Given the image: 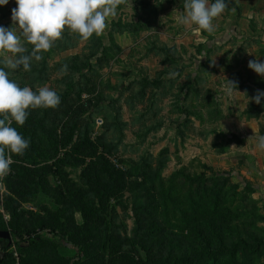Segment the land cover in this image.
I'll return each mask as SVG.
<instances>
[{"label": "rangeland", "instance_id": "rangeland-1", "mask_svg": "<svg viewBox=\"0 0 264 264\" xmlns=\"http://www.w3.org/2000/svg\"><path fill=\"white\" fill-rule=\"evenodd\" d=\"M187 1L0 0V78L12 99L23 88L34 119L0 121V228L22 237L15 244L11 234L6 264H130L127 255L149 264L203 246L224 251L219 264H264V35L209 46L206 29L183 24ZM78 104L87 105L78 142L85 130L100 138L122 189L85 225L47 180L27 179L26 212L10 214L11 152L46 151L42 133L61 131ZM57 163L73 179L84 167ZM27 230L50 240L28 247Z\"/></svg>", "mask_w": 264, "mask_h": 264}, {"label": "trees", "instance_id": "trees-1", "mask_svg": "<svg viewBox=\"0 0 264 264\" xmlns=\"http://www.w3.org/2000/svg\"><path fill=\"white\" fill-rule=\"evenodd\" d=\"M0 79V102L5 99V103H2L0 107V121L6 123V118L11 121H16L13 118L15 112L19 113V116L28 113V109L22 108L24 105L23 88L17 89L16 95H18V98L12 99L6 76L2 75ZM86 107L87 105L78 104L74 109L73 116L75 117H72L73 120L67 122L61 131L54 130V132L51 133H42L43 138L48 144L46 151L34 149L28 150L25 153L21 151L18 157H15L14 153L11 152L13 157L8 163L9 169L4 177L8 191L5 198V207L9 208V204H15V206L11 208V211L7 209L10 214H15L16 210L19 211L20 215L26 212L20 209L19 204L21 200L26 201V199H30L33 196L26 191L24 182L27 179H33L34 183L39 187L45 184L44 180L45 182L47 180V183H49L57 194L64 199V202L68 203L70 206H76L75 208L81 212L85 225H88L89 219L91 220L93 217L91 212L103 213L105 210L104 200L114 197L115 193L122 189L124 184V173L120 169L114 168L113 164L106 157L104 154V144L100 141V138L98 139L96 137L91 139L88 135L86 136L87 130H85L83 138L80 143L78 142L80 135H78L79 133L77 132L79 128L77 121L81 120ZM23 121H34L31 113L25 115ZM31 127L32 126H26L25 130H28L26 134L31 136L32 142L35 133L34 131H30ZM81 145L85 147L87 152L79 150ZM60 153L63 156H59ZM65 157H67V162H72V165H70L71 168H74V166L79 163L84 166L81 169L79 179L70 178L68 177V173H63L57 161L60 158L63 160ZM4 165L5 162L0 164V173L3 171ZM104 177H106V179ZM90 193L95 197L97 204L96 206L91 205L87 208V206L81 204L80 201L86 199V194L88 195ZM44 204L47 203L44 201L40 202L41 206ZM27 212L32 214L29 211ZM66 227L67 225L63 227V232H66ZM38 228L40 230L48 228L50 231L54 230L50 223L44 220H41ZM0 230L8 229L0 228ZM87 230L88 228H86V231ZM8 231L14 238L22 239V237H19L16 227H12ZM26 234L27 236L23 239L22 243H27L28 247L38 241L50 240L45 235H38L37 233L32 236L29 230H27ZM18 239L14 241L15 244H19ZM11 245L8 246L6 240L0 239V264H6L11 258L13 254L12 251H9ZM228 252L234 253L235 251L232 249ZM223 254L224 251L212 249L209 246H203L198 252L192 255H181L172 260L164 259L151 261L149 264H219V260ZM126 257L130 264H140L134 257L129 255ZM18 258L19 264H26L25 257L19 256Z\"/></svg>", "mask_w": 264, "mask_h": 264}, {"label": "crops", "instance_id": "crops-1", "mask_svg": "<svg viewBox=\"0 0 264 264\" xmlns=\"http://www.w3.org/2000/svg\"><path fill=\"white\" fill-rule=\"evenodd\" d=\"M179 15L186 30L192 24L198 32L206 29L209 46L229 43L238 32L245 46L257 45L261 43L257 35H264V0H188ZM257 56L264 61V53ZM6 218L3 216L2 220L7 224Z\"/></svg>", "mask_w": 264, "mask_h": 264}, {"label": "water", "instance_id": "water-1", "mask_svg": "<svg viewBox=\"0 0 264 264\" xmlns=\"http://www.w3.org/2000/svg\"><path fill=\"white\" fill-rule=\"evenodd\" d=\"M0 239L6 240L7 245L10 246L13 242L11 234L8 230H0ZM17 239L15 238L14 241Z\"/></svg>", "mask_w": 264, "mask_h": 264}, {"label": "built area", "instance_id": "built-area-1", "mask_svg": "<svg viewBox=\"0 0 264 264\" xmlns=\"http://www.w3.org/2000/svg\"><path fill=\"white\" fill-rule=\"evenodd\" d=\"M3 187L1 186V183H0V193H2L3 192ZM14 256L16 257V253H14ZM16 259H18V257H16Z\"/></svg>", "mask_w": 264, "mask_h": 264}]
</instances>
